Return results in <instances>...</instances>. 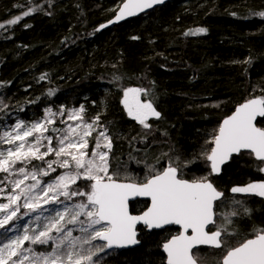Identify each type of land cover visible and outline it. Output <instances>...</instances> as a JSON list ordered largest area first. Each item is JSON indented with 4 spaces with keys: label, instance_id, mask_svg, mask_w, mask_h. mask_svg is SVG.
Listing matches in <instances>:
<instances>
[{
    "label": "trees",
    "instance_id": "obj_1",
    "mask_svg": "<svg viewBox=\"0 0 264 264\" xmlns=\"http://www.w3.org/2000/svg\"><path fill=\"white\" fill-rule=\"evenodd\" d=\"M120 2L51 0L49 6L48 0H0V24L4 25L0 28V124L9 112L29 122L39 120L47 108L58 113L63 106L65 114L57 115L51 126L63 129L66 113L83 105L85 120L100 115L107 126L113 138L110 170L121 172V179L126 172L143 181L149 167L162 169L174 161L182 178L207 176L224 193V203L217 202L219 218L240 212L238 217H228L236 233L230 242L254 235V230L264 228V202L230 195V190L264 181V173L257 170L260 162L244 153L232 157L214 177L201 153L212 147L206 141L237 105L264 97V17L259 15L264 12V0H173L111 29L100 28ZM38 7L43 11H30ZM25 11L30 14L24 16ZM18 16L17 23H8ZM201 27L207 32L184 35ZM42 75H46L43 81ZM127 88L149 89L154 94L161 119L148 121L153 126L150 134L127 116L122 106ZM50 90H55L54 95H48ZM257 125L264 127V119H258ZM64 171L57 168L42 179L49 182ZM87 183L78 181L81 187ZM0 188L8 189L10 184ZM83 199L76 197L73 202ZM234 200L243 201L251 214H245ZM147 206L136 201L130 204V213L141 214ZM137 232L138 247L101 253L95 258L98 264H165L162 246L178 230L147 232L138 227ZM34 247L51 250V246ZM202 252L203 264H217L220 250Z\"/></svg>",
    "mask_w": 264,
    "mask_h": 264
},
{
    "label": "snow or ice",
    "instance_id": "obj_2",
    "mask_svg": "<svg viewBox=\"0 0 264 264\" xmlns=\"http://www.w3.org/2000/svg\"><path fill=\"white\" fill-rule=\"evenodd\" d=\"M48 2L51 6V0ZM164 2L122 0L116 16L109 23L135 16ZM30 11L43 9L38 7ZM30 11L23 15H29ZM46 14L51 15L50 12ZM259 15L264 17V12ZM19 19L18 16L8 23L15 24ZM3 27L0 24V28ZM104 27L107 24L100 26ZM206 32L201 27L184 35ZM39 79L45 80L46 75ZM54 93L55 90H50L48 95ZM150 95L153 99H141ZM154 100L149 89L127 88L123 91L122 105L127 116L149 134L153 126L148 121L161 119ZM84 112L83 105L71 109L66 113L67 120L62 123L72 121L73 124L63 129L50 128L56 124L57 115L65 114V109L61 106L59 112L54 113L47 108L42 119L30 123L17 120L14 126L0 133V144L9 145L0 151V174H3L0 184H10L8 189L0 188V193L6 192L3 196L6 202L0 203V230H3L0 233V264H98L95 258L101 253L139 243L136 239L139 224L148 229L179 226L178 234L162 246L167 254V264H203L205 254L202 249L220 250L217 264H264V228L254 230L251 238L230 242L229 237L236 233L234 221L228 217H238L240 212L232 211L219 218L220 205L216 202L224 203V193L207 176L186 180L182 178L180 166L173 161L162 169L149 167L150 174L143 181L133 179L126 172L121 179V172L110 170L113 138L107 126L101 123L100 115L90 122L85 120ZM258 119H264V97L246 100L223 120L212 138L206 141L212 147L201 153L210 162L211 174H219L221 165L233 155L244 153L260 162L257 170L264 173V127L257 125ZM89 137L94 140L91 152ZM49 156L54 158L47 159ZM33 161L41 163L33 164ZM57 168L66 171L49 182L42 179L56 172ZM81 180L88 182L86 187L78 185ZM230 191L264 198V181L234 186ZM76 197L84 199L73 202ZM137 197L149 198L151 204L141 215H132L129 201ZM232 203L243 207L245 214H251L243 201L234 200ZM45 205L58 207L45 209ZM22 208L29 211L22 213ZM32 213L36 215L25 225L6 227L18 224L20 219ZM74 231L80 235H74ZM10 232L16 234L10 235ZM37 245L51 246V250L36 251L34 246Z\"/></svg>",
    "mask_w": 264,
    "mask_h": 264
},
{
    "label": "water",
    "instance_id": "obj_3",
    "mask_svg": "<svg viewBox=\"0 0 264 264\" xmlns=\"http://www.w3.org/2000/svg\"><path fill=\"white\" fill-rule=\"evenodd\" d=\"M171 1H173V0H165V2H164L163 4L154 5V6L151 7V8H147V9H145L143 12H139V13H138L137 15H135V16H129V17H126L125 19L120 20V21L115 22V23H109V22L107 21V22L105 23V24H107V27H104V29H107V28L112 27V26H115V25L122 24V23H124V22H126V21H128V20H131V19L137 18V17H139L140 15L145 14V13L149 12L150 10H152V9H154V8H157V7H160V6H162V5H164V4L168 3V2H171ZM116 14H117V13H116ZM115 16H116V15H115ZM113 19H114V18H113ZM113 19H112V20H113ZM110 21H111V20H110ZM244 102H246V101H244ZM244 102H243V103H244ZM241 104H242V103H241ZM239 105H240V104H239ZM239 105H237V106L234 108V110L230 113V115H232V114L234 113L235 109H236ZM230 115H228L227 117H229ZM227 117H226V118H227ZM226 118H224V119H226ZM224 119H223V120H224ZM223 120L220 122V124H222ZM220 124H219V126H220ZM218 128H219V127H218ZM235 156H238V155H233V157H235ZM230 160H231V158H230ZM230 160L227 161L226 163H224L223 165H221V169H220L219 174H213V175H214V176H218V175H220V173H221L223 167H224L225 165H227V164L230 162ZM254 160H255V159H254ZM207 162H208V164H209V168H210V162H209V161H207ZM210 171H211V168H210ZM136 201H145V202H147V203H148L147 208H148V207L150 206V204H151V201H150L149 198H146V197H137V198L132 199V200L129 201V212H130V204H132V203H134V202H136ZM217 202H218V201H217ZM147 208H146L144 211H146ZM144 211H143V212H144ZM143 212H142V213H143ZM142 213H141V214H142ZM141 214H138V215H141ZM132 215H134V214H132ZM137 227H143V228L146 229L147 232H152V231L158 232V231H162L163 229H165V228H169V227H174L175 229H177L178 231H180L179 226H175V225L165 226V228H163V229H148V228H147L145 225H143V224H139V225H137ZM136 231H137V229H136ZM137 236H138V232H137ZM137 236H136V239H137ZM139 244H140V243H137V244H135V245H130V246L125 247V248H121V249H113V250L122 251V250L133 249V248L138 247ZM213 250H215V249H213ZM111 251H112V250H111ZM161 251H162V253H163L164 257H165V264H167V254L163 251V247H162V250H161Z\"/></svg>",
    "mask_w": 264,
    "mask_h": 264
},
{
    "label": "rangeland",
    "instance_id": "obj_4",
    "mask_svg": "<svg viewBox=\"0 0 264 264\" xmlns=\"http://www.w3.org/2000/svg\"><path fill=\"white\" fill-rule=\"evenodd\" d=\"M105 24V23H104ZM123 99V98H122ZM123 106V105H122ZM126 112V111H125ZM60 117H62V115H58V118H60ZM131 119V118H130ZM17 121H15V122H13V123H7V122H5V123H7L6 124V126H0V133H2L4 130H7V129H10L12 126H14L15 125V123H16ZM30 122H32V121H29V123ZM136 122V121H135ZM4 123V124H5ZM68 124H73V122L72 121H68L67 122V124H66V127L68 126ZM51 126L52 125H50L49 127L51 128ZM95 135H96V133L95 132H93V137H95ZM89 141H94L93 140V138L92 137H89ZM9 147V145H7V144H0V151H3V150H6L7 148ZM41 151H44V149L42 148L41 149ZM50 157V156H49ZM49 157H47V159H49ZM33 164H40L41 162H39V161H33L32 162ZM18 167H19V165H17ZM11 179H13V177H11ZM30 183H31V181H30ZM247 185V184H246ZM230 193H232L231 191H230ZM4 195H6V193H0V203H3V202H6V200H4L3 199V196ZM236 195H242V194H236ZM54 207H58V205H49L46 209H51V208H54ZM29 211V210H28ZM22 212V211H21ZM23 213V212H22ZM48 213L47 212H45V215H47ZM36 215V213H32L31 215H29V216H24L22 219H20L19 221H18V224L17 223H12V224H10V225H8V226H6V227H9V228H16V227H18V226H23V225H25L29 220H31L34 216ZM3 232V230H0V233H2ZM77 233H78V231H76ZM10 235H15L16 233L15 232H10L9 233ZM79 234V233H78ZM28 245L26 244V247H27Z\"/></svg>",
    "mask_w": 264,
    "mask_h": 264
},
{
    "label": "bare ground",
    "instance_id": "obj_5",
    "mask_svg": "<svg viewBox=\"0 0 264 264\" xmlns=\"http://www.w3.org/2000/svg\"><path fill=\"white\" fill-rule=\"evenodd\" d=\"M121 3L122 2H120L118 5H121ZM117 5V6H118ZM116 10H114V12H113V15L107 20L108 22L110 21V20H112L114 17H115V15H116V13H117V11H118V8L116 7L115 8ZM146 14V13H145ZM142 15H144V14H142ZM141 16V15H140ZM106 21V22H107ZM105 22V23H106ZM115 26H117V25H115ZM115 26H112V27H109V28H107V29H111V28H113V27H115ZM0 113H2V112H0ZM44 115H45V112H44ZM44 115L42 116V117H40L39 119H42L43 117H44ZM226 118V117H225ZM7 120H6V122L7 123H13V122H15V121H17V120H23L21 117H20V115H18V114H14V113H11V112H9V115H8V117L6 118ZM0 123H2V120H1V117H0ZM7 123H5V124H0V126H6V124ZM57 143V140L56 139H53V144L55 145ZM209 172H210V174H211V171H210V168H209ZM212 176H214L213 174H211ZM214 177H216V176H214ZM230 195H236V194H233V193H230ZM33 219V218H32ZM79 233V232H78ZM77 233V234H78ZM79 235H80V233H79ZM253 235H250V236H248L247 238H251Z\"/></svg>",
    "mask_w": 264,
    "mask_h": 264
},
{
    "label": "flooded vegetation",
    "instance_id": "obj_6",
    "mask_svg": "<svg viewBox=\"0 0 264 264\" xmlns=\"http://www.w3.org/2000/svg\"><path fill=\"white\" fill-rule=\"evenodd\" d=\"M237 196H245V195H237ZM253 197H256V196H253ZM257 198H259L260 200H262L263 202H264V198H260V197H257ZM217 203V202H216ZM169 228H171V227H169ZM174 228V227H173ZM165 229H167V228H165ZM165 229H163V230H165ZM175 229V228H174ZM179 232V231H178Z\"/></svg>",
    "mask_w": 264,
    "mask_h": 264
}]
</instances>
